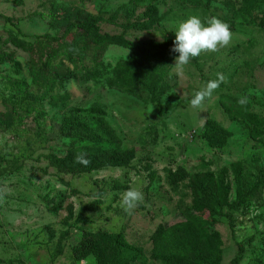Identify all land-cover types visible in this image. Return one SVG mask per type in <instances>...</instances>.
<instances>
[{
  "label": "rangeland",
  "instance_id": "1",
  "mask_svg": "<svg viewBox=\"0 0 264 264\" xmlns=\"http://www.w3.org/2000/svg\"><path fill=\"white\" fill-rule=\"evenodd\" d=\"M193 15L233 40L177 68ZM73 115L98 142L62 133ZM191 221L175 264H264V0H0V264H168L153 238Z\"/></svg>",
  "mask_w": 264,
  "mask_h": 264
},
{
  "label": "clouds",
  "instance_id": "2",
  "mask_svg": "<svg viewBox=\"0 0 264 264\" xmlns=\"http://www.w3.org/2000/svg\"><path fill=\"white\" fill-rule=\"evenodd\" d=\"M175 41L172 51L179 55L175 59V67L183 68L203 52H217L228 46L233 40L230 25L223 20L213 17L202 20L198 15L190 16L175 26ZM224 77L218 74V79L209 81L206 88L198 91L191 100V106L200 107L206 98H211ZM241 105L246 101L241 99ZM77 162L85 166L90 162L84 156H78ZM143 199L142 193L135 189L125 192L121 206L125 211L131 212Z\"/></svg>",
  "mask_w": 264,
  "mask_h": 264
},
{
  "label": "trees",
  "instance_id": "3",
  "mask_svg": "<svg viewBox=\"0 0 264 264\" xmlns=\"http://www.w3.org/2000/svg\"><path fill=\"white\" fill-rule=\"evenodd\" d=\"M152 25L153 24H150V23L143 24L139 26V29L150 30L152 29ZM80 28L84 30L85 29L89 30V29L96 28V27L95 26L92 27V25H87V26L83 25ZM97 43L108 44V45H125L122 42L117 43L109 39H107L106 41L98 40ZM126 47L132 48L133 46L129 44ZM235 118L242 119L240 116H236ZM250 121L252 124H256L253 118H250ZM258 132H261V131H258ZM62 133L66 137H70V138L76 137L82 142H98V140L100 139V136L97 134V132L90 126L81 123L79 118H77L76 115H73L72 117L69 118V120L67 121V124L62 129ZM220 133L224 135V139L221 145H226L228 143V139L230 135L228 134V132H225L224 130L220 131ZM210 184H212V182ZM211 186L212 185L206 186V185H203L202 183V188H204L205 190L200 195L209 197L208 194H210V196L213 197ZM233 210H236V209H233ZM182 227L183 228L179 229L182 235L179 233H175L171 230H166V232L162 231L161 233L162 237L160 239V235L157 234L155 238H153V240H155L156 245L154 244L155 247L153 248L152 253L155 256L162 257V259H164V261L167 262L168 264L169 263L175 264L177 257H178L177 256L178 255V249H177L178 244L179 242H183V244H185L189 248L194 249V252H193L194 254H197L196 249H195L196 248L195 243L196 241L198 243L199 227L196 226V224L193 221L187 223L186 225L183 224ZM164 236L167 238L162 240ZM114 240H116L114 241V243H116L117 246L118 245L120 246V252L122 253L131 251L133 248L128 243V241L125 239L124 234H120L118 238L116 237L114 238ZM162 242H165V243H162ZM198 245L199 247H201L202 243L200 242ZM183 253L186 254L188 253V251L184 249Z\"/></svg>",
  "mask_w": 264,
  "mask_h": 264
}]
</instances>
